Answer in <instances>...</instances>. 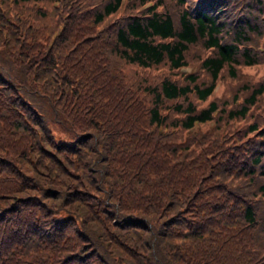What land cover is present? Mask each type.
Masks as SVG:
<instances>
[{
  "label": "trees",
  "instance_id": "trees-1",
  "mask_svg": "<svg viewBox=\"0 0 264 264\" xmlns=\"http://www.w3.org/2000/svg\"><path fill=\"white\" fill-rule=\"evenodd\" d=\"M0 264H264V0H0Z\"/></svg>",
  "mask_w": 264,
  "mask_h": 264
},
{
  "label": "rangeland",
  "instance_id": "rangeland-1",
  "mask_svg": "<svg viewBox=\"0 0 264 264\" xmlns=\"http://www.w3.org/2000/svg\"><path fill=\"white\" fill-rule=\"evenodd\" d=\"M179 71H183V72H200L202 76H205L206 78H208L207 73L204 72V71H201L200 64H199V62H196V61L189 62V64L187 66L179 68ZM222 89H223V86L218 84V86L216 87L215 92L220 94L222 92ZM230 92L231 91H228L226 93H230ZM209 127H210L209 124L202 125V127H200V131H205ZM188 132H189L188 130H183L182 134L186 136L187 134H189Z\"/></svg>",
  "mask_w": 264,
  "mask_h": 264
}]
</instances>
